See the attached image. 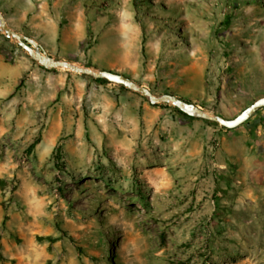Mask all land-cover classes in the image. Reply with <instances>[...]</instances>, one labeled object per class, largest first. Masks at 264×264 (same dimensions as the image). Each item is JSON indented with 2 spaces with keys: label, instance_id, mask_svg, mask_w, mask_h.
Listing matches in <instances>:
<instances>
[{
  "label": "rangeland",
  "instance_id": "obj_1",
  "mask_svg": "<svg viewBox=\"0 0 264 264\" xmlns=\"http://www.w3.org/2000/svg\"><path fill=\"white\" fill-rule=\"evenodd\" d=\"M0 10L57 60L213 115L233 119L264 97V0H0ZM0 52L29 69L14 67L8 85L20 82L0 100V264H264V109L233 130L190 122L214 129L198 178L162 137L123 164L118 91L166 116L174 106L43 69L1 31Z\"/></svg>",
  "mask_w": 264,
  "mask_h": 264
},
{
  "label": "crops",
  "instance_id": "obj_2",
  "mask_svg": "<svg viewBox=\"0 0 264 264\" xmlns=\"http://www.w3.org/2000/svg\"><path fill=\"white\" fill-rule=\"evenodd\" d=\"M14 67L20 68L22 77L29 71L23 65L11 64L0 52V100L11 97L20 82L19 79L14 86L8 85V79ZM37 73V69L32 70L29 76H34ZM93 89H97V86H93ZM118 98L122 101V105L119 109L121 114L117 116L120 130L117 144L119 148L123 149L121 161L123 164L127 163L129 156H137V149L156 146L152 142H158V139L162 137L168 140L167 144L169 145L167 146L178 149L179 153L186 157L183 162L187 161L188 164L194 166L191 168V172H195L197 178L200 176V170L202 171L204 168L207 157L204 143L206 139L210 138L211 130L214 129L205 123L204 125L200 123V133L196 134L199 129L194 131L191 129L190 122L192 120L184 119L180 115H163L162 109L153 108L148 103H143L142 97H136L131 91H118ZM10 104L13 105L12 102ZM185 149H187V153ZM215 157L219 160L217 166L218 172L221 174L224 172L223 170H227V166L221 160L222 152H215ZM223 174L226 175V171ZM217 179L220 180V177Z\"/></svg>",
  "mask_w": 264,
  "mask_h": 264
},
{
  "label": "water",
  "instance_id": "obj_3",
  "mask_svg": "<svg viewBox=\"0 0 264 264\" xmlns=\"http://www.w3.org/2000/svg\"><path fill=\"white\" fill-rule=\"evenodd\" d=\"M0 31L5 33L8 38L15 39L19 45L28 52L30 57L39 63L41 67L47 70L67 69L78 74H83L92 77L93 79H105L111 84L124 86L128 90H132L145 98L152 105L168 104L178 108L188 116L200 118L219 124L223 128L233 130L248 122L258 111L264 109V97L257 99L250 106L244 109L238 116L233 119H227L221 115H213L194 103L187 102L172 94L155 95L149 88L138 85L132 78L124 74L109 71L96 70L90 67L77 66L74 63L57 60L47 54L39 43L35 40L15 31L6 21L3 13L0 10Z\"/></svg>",
  "mask_w": 264,
  "mask_h": 264
},
{
  "label": "trees",
  "instance_id": "obj_4",
  "mask_svg": "<svg viewBox=\"0 0 264 264\" xmlns=\"http://www.w3.org/2000/svg\"><path fill=\"white\" fill-rule=\"evenodd\" d=\"M41 67V66H40ZM41 68H43V67H41ZM44 69V68H43ZM125 76H127V75H125ZM127 77H129V76H127ZM93 81L95 82V83H97V84H99V85H107V84H111L109 81H107V80H105V79H93ZM120 88H122V89H125V90H127L124 86H120ZM180 99H182V98H180ZM182 100H184V99H182ZM166 105V104H165ZM154 106H160L159 104H157V105H154ZM174 108V110L181 116V117H183L184 119H187V120H194V119H196L195 117H191V116H188V115H186L185 113H183L182 111H180L178 108H176V107H173ZM205 122H207V123H210V124H213V125H217L216 123H214V122H211V121H207V120H204ZM228 130V129H227ZM36 146V143H34L33 145H31V147H30V149L29 150H32V149H34V147ZM57 159L59 160L60 159V155L58 154V152H59V149H57Z\"/></svg>",
  "mask_w": 264,
  "mask_h": 264
}]
</instances>
